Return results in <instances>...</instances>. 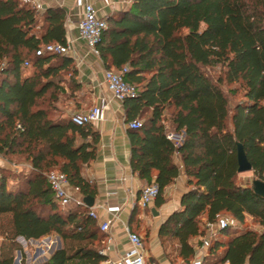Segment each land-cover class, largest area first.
Here are the masks:
<instances>
[{
	"label": "trees",
	"instance_id": "obj_1",
	"mask_svg": "<svg viewBox=\"0 0 264 264\" xmlns=\"http://www.w3.org/2000/svg\"><path fill=\"white\" fill-rule=\"evenodd\" d=\"M223 6L235 13L246 36L224 57ZM65 17L63 8L40 13L24 0H0V158L29 165L28 173L13 175L21 181L16 186L8 184L12 173L0 169V216H10L14 234L26 241L60 238L63 247L44 264H104L105 235L89 209L61 211L46 181L49 173L60 172L82 198L97 193L83 170L96 158L99 133L91 125H74L61 108L81 88L74 61L36 55L46 45H65ZM106 23L98 57L107 71L126 66L124 81L138 90L122 104L126 124L141 122L127 129L132 173L157 185L156 207L179 176L176 157L189 186L181 209L159 226L161 246L175 241L179 257L188 261L195 256L193 239L206 233L205 221L226 215L235 226L249 217L259 230H221L201 264H264V198L252 185L237 183L238 145L253 180L264 182V0H132ZM227 34L236 37L231 27ZM216 66L223 75L214 81L205 69ZM224 84L233 86L232 96L241 95L233 107ZM170 133L181 136L177 145L167 138ZM138 214L135 206L130 226ZM0 264L13 260L0 253Z\"/></svg>",
	"mask_w": 264,
	"mask_h": 264
},
{
	"label": "crops",
	"instance_id": "obj_2",
	"mask_svg": "<svg viewBox=\"0 0 264 264\" xmlns=\"http://www.w3.org/2000/svg\"><path fill=\"white\" fill-rule=\"evenodd\" d=\"M27 1L40 11L43 10V7L64 9L66 17L69 19L65 22L66 38L73 40L72 47L76 55L83 58V63L74 62L77 71L74 79L80 84V91L62 104L63 116L69 117L74 111L76 113L83 112L91 107L101 109V119L91 124L92 128L99 133L96 158L84 168L83 175L97 189L94 205L90 208L97 216L95 220L97 226L111 221L110 231L108 233L102 232L105 235L102 242L103 255L107 260L119 259L131 249L126 229L137 234L138 229L148 228L150 229V238L149 254L148 251L146 252V264H152L150 258H153L158 264H171L157 234L159 226L165 219L173 212L181 209V197L189 189L180 160L175 158L180 173L174 182L164 190V203L160 207H156L154 201L147 207L150 217L141 212L142 214L139 213L135 222L130 226V214L135 206L139 209L137 200L141 188L146 183L134 175L130 169V144L127 134L128 128L124 121L123 105L113 100L107 90L104 82L105 69L101 60L99 57L93 56L86 43L79 38L75 24L82 17L85 0ZM87 1L94 5L98 16L105 19L119 11L126 10L130 5L129 0ZM105 101H109V104L105 105ZM84 103L87 106L85 108L82 106ZM5 165L8 163L0 158V166L4 167ZM140 209L142 208L140 207ZM152 211L156 213V216L153 215ZM247 219L251 220L249 217ZM254 230H259V228ZM194 242L197 244L194 246L195 256L192 258L199 257L206 252V248L197 250L201 238L193 239ZM179 259L181 262L187 261L180 257Z\"/></svg>",
	"mask_w": 264,
	"mask_h": 264
},
{
	"label": "built area",
	"instance_id": "obj_3",
	"mask_svg": "<svg viewBox=\"0 0 264 264\" xmlns=\"http://www.w3.org/2000/svg\"><path fill=\"white\" fill-rule=\"evenodd\" d=\"M132 0H129L131 4ZM69 20L68 17L65 18ZM76 29L79 34V38L86 43L89 52L98 57L97 45L100 42L103 32L107 29V23L105 18L98 16L97 10L92 3L85 0L83 5L82 17L76 21ZM73 40L66 38L65 45H46L36 52L37 56L43 54H57L63 57H70L76 63H83V58L76 55L73 47ZM27 65V63H25ZM128 72V68L125 66L120 71H107L104 72V82L113 100L122 103L127 99H133L137 96L138 90L124 81V76ZM105 105L109 104V101H105ZM70 121L78 126L83 127L91 125L101 119V109L99 107H91L86 111L77 112L72 114ZM141 126L140 121H132L126 124L128 129H137ZM167 138L174 144H178L181 141V136L170 133ZM47 184L50 186L52 195L55 201L62 207L68 206H81L85 207L83 198L81 195L75 193L69 186L68 179L65 174L60 172H51L46 176ZM158 196V187L156 184L151 183L141 188L140 194L137 200L139 207L147 208L152 204ZM89 217L93 220L97 219L96 214L92 209L89 210ZM233 225L232 220L227 216H220L215 223L204 222L205 235L201 238V246H198L197 250L207 248L209 242L216 237V235L223 229ZM111 221L105 222L99 226V229L103 233L110 231ZM128 241L131 245V249L126 252L119 259L112 261L106 260L104 264H146V251L143 246L141 237L126 229ZM33 241V240H32ZM103 254V252H101ZM202 257H194L189 264H201Z\"/></svg>",
	"mask_w": 264,
	"mask_h": 264
},
{
	"label": "rangeland",
	"instance_id": "obj_4",
	"mask_svg": "<svg viewBox=\"0 0 264 264\" xmlns=\"http://www.w3.org/2000/svg\"><path fill=\"white\" fill-rule=\"evenodd\" d=\"M23 1V0H22ZM27 1V0H24ZM28 2V1H27ZM30 3V2H29ZM31 4V3H30ZM224 19L226 21V30L224 32V39L222 40V44L220 46V55L226 56L230 53H233L234 50H236L238 47L243 45L246 42V36L241 31L238 25V21L236 19L235 13L231 11L226 6H223L222 8ZM41 13V11L39 10ZM231 27L234 29L236 33L235 38L229 37L227 34L228 28ZM29 69V68H27ZM205 72L212 78V80L216 81L219 77L223 75V69L220 66H216L214 68H207L205 69ZM63 78V77H62ZM67 79L70 78V75L66 77ZM233 88V86H227L222 85L221 89L222 91L227 95L229 100V106L233 107L234 104L240 100V94H236L235 96H232L229 93V90ZM82 105L84 108L87 107L85 105ZM76 113V111L72 112V114ZM167 114V113H166ZM69 115V117L71 116ZM168 115V114H167ZM168 125V123H166ZM168 130L171 131L170 126L168 125ZM172 132V131H171ZM174 134V133H172ZM6 161V160H5ZM7 162V161H6ZM8 165L0 166V169H8L12 175H10V178L8 180V184L10 186H16L20 184V180L17 178H14L13 175L19 173V174H26L29 172V165L26 164L23 159H13L11 162H7ZM254 179L251 172L243 173L238 175L237 183L241 185H251L252 180ZM61 211H66L69 209L68 207L62 208L61 206H58ZM144 212L147 216L150 217L149 211L147 208L140 209L139 207V213ZM226 216V215H223ZM143 226V222H142ZM142 228V227H141ZM248 229H258V226L253 223L250 219L245 220L244 225H237L235 223V226L231 227V232H241L243 230ZM137 234L141 237L143 246L145 248V251H148L149 254V238H150V229H138ZM223 239V238H221ZM175 241H168L165 243L164 251L165 254L170 261L171 264H189L191 261H185L181 262V260L178 257V246ZM194 244H197V242ZM58 246H60V249L63 247V243L60 240L58 236L55 234H51L49 236L43 237L39 240H24L20 237H17L14 234L11 218L8 215H2L0 216V253L4 258H12L13 263L17 259L18 254H20L19 264H44L45 260L54 252L57 250ZM202 258L207 256V251L203 253Z\"/></svg>",
	"mask_w": 264,
	"mask_h": 264
},
{
	"label": "water",
	"instance_id": "obj_5",
	"mask_svg": "<svg viewBox=\"0 0 264 264\" xmlns=\"http://www.w3.org/2000/svg\"><path fill=\"white\" fill-rule=\"evenodd\" d=\"M44 8L46 7H43V9ZM237 165H238L237 172L239 174L251 172V169H252L251 165L248 162L246 155L240 145L237 146ZM251 185H252L253 192L257 194L258 196L264 198V182L260 180H253ZM83 203L86 208L90 209L94 205V199L90 197H85L83 198ZM152 213L153 215L156 216V213L154 211H152ZM59 249H60V246H58L57 250ZM19 259H20V254H18L17 259L14 261L13 264H19Z\"/></svg>",
	"mask_w": 264,
	"mask_h": 264
}]
</instances>
